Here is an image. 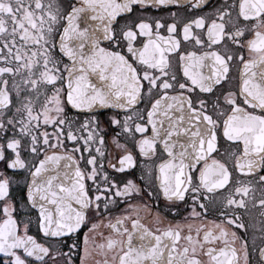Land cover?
I'll list each match as a JSON object with an SVG mask.
<instances>
[{"label":"snow or ice","instance_id":"1","mask_svg":"<svg viewBox=\"0 0 264 264\" xmlns=\"http://www.w3.org/2000/svg\"><path fill=\"white\" fill-rule=\"evenodd\" d=\"M210 4L0 0V264H264V0Z\"/></svg>","mask_w":264,"mask_h":264},{"label":"flooded vegetation","instance_id":"2","mask_svg":"<svg viewBox=\"0 0 264 264\" xmlns=\"http://www.w3.org/2000/svg\"><path fill=\"white\" fill-rule=\"evenodd\" d=\"M185 2H187V0H185ZM222 2H223V0H211V4L209 5V7H212V5H216V4H219V3H222ZM237 3H238V0H237ZM172 7L175 8L176 6H172ZM151 11L155 15L163 16L166 20H169V22H170V17L167 15L169 9H167V8L162 9V10L152 9ZM192 11L195 14H203L202 12H197V10H192ZM203 11L206 12V11H208V9H203ZM184 14H186V13H184V10L181 9V15H184ZM164 33L166 34V29L164 30ZM233 73L238 75V71L236 70L235 66L233 67ZM112 111H119L121 117L124 114L123 110H112ZM221 144L223 145V147L221 149L223 151V148L227 147V145L223 144V139H221ZM69 146H71V145L69 144ZM233 164H234V161L230 162V167H232ZM109 171H111V170L109 169ZM261 174H264V173H261ZM236 177L241 178V180H243L244 182H247L248 179H251V176L246 175L244 173H238L235 170H233V178H236ZM88 183L90 184L91 181H88ZM253 183H255V181H253ZM259 191H260L259 188H256L255 192L252 193V194L257 196V197H259ZM15 194L19 195V189H16ZM225 195H227V193L224 190H221V196H225ZM153 203H155V201H153ZM189 203H191L190 199H189ZM120 207L123 208V205H121ZM180 210L181 211H180V215L179 216H173V214L168 213L167 214L168 219L164 220V225L167 226L169 223L175 224L177 220H183L184 219V215H185V213H184V205H180ZM248 211H249L251 217H255V216L258 215L259 206L253 207L252 203L250 202ZM116 214H117L116 212L113 213V218H115ZM250 216L246 215L244 217V219L246 221H248L250 219ZM211 219H219V217H218V215L216 213H210L209 214V220H211ZM142 222L147 224V225H149L150 227H153V230H155V227H157L156 225H153L151 219L148 216H144ZM205 223H207V221H205ZM127 226L129 228H131V224L130 223ZM217 246H219V245H217ZM256 246H257V252L253 255V260L254 261L258 257V248L260 246H264V245L261 244V238L259 237V235H257V237H256ZM249 247L251 248V242L249 243Z\"/></svg>","mask_w":264,"mask_h":264},{"label":"water","instance_id":"3","mask_svg":"<svg viewBox=\"0 0 264 264\" xmlns=\"http://www.w3.org/2000/svg\"><path fill=\"white\" fill-rule=\"evenodd\" d=\"M115 110V109H114Z\"/></svg>","mask_w":264,"mask_h":264}]
</instances>
